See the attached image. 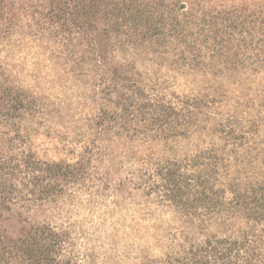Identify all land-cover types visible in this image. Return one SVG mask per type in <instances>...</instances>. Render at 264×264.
Here are the masks:
<instances>
[{
  "label": "rangeland",
  "instance_id": "rangeland-1",
  "mask_svg": "<svg viewBox=\"0 0 264 264\" xmlns=\"http://www.w3.org/2000/svg\"><path fill=\"white\" fill-rule=\"evenodd\" d=\"M50 1L6 0V19L13 14L16 20L5 22L0 31V161L32 154L41 162H88L89 171L84 181L70 187L58 201L34 205L26 217L67 234L66 255L72 264H142L177 252L188 240L238 234L245 228L241 220L201 224L161 203L152 194V176L156 164L165 158L183 159L220 144L212 129L227 116L245 122L250 115L264 116V72L248 69L244 74L221 76L192 67L189 57L184 66H178L175 62L181 50L173 46L165 55H157L159 58L124 55L118 50L111 62L135 63L129 77L136 88L166 96L177 105L186 98H198L211 106L209 111L205 109L195 136L189 140L167 143L140 134L127 140L130 135L114 120L116 112L122 113L115 106L121 93L109 95L107 84L98 82L89 66L85 74L76 72L63 43L38 31L34 8H44ZM142 1H164L168 7L165 13L182 19L227 13L264 17V0ZM202 62V66L210 65L206 53ZM128 74H132L130 70ZM124 86L129 85L124 83L117 90L127 92ZM6 91L8 97L27 101L22 111L9 115L12 119L4 116L1 98ZM209 100L217 103L210 104ZM108 114L113 119L107 118ZM248 151L245 146L237 155L230 154L229 172H224L226 182L234 177L244 181L258 177L246 157L256 153Z\"/></svg>",
  "mask_w": 264,
  "mask_h": 264
},
{
  "label": "trees",
  "instance_id": "trees-1",
  "mask_svg": "<svg viewBox=\"0 0 264 264\" xmlns=\"http://www.w3.org/2000/svg\"><path fill=\"white\" fill-rule=\"evenodd\" d=\"M46 4L34 8L38 31L63 43L76 72L85 74L89 66L98 82L107 84L109 95L121 93L115 106L122 113L113 117L130 135L127 140H134L136 134L167 143L189 140L211 106L198 98H186L177 105L166 96L136 88L129 77L135 63L111 62L118 50L124 55L154 57L165 55L173 46L181 50L175 62L178 66H184L189 57L192 67L221 76L244 74L248 69L264 72V17L227 13L182 19L165 13L168 7L164 1L51 0ZM7 6L6 0H0V31L5 22L16 20L13 14L6 19ZM205 53L210 59L208 66H202ZM124 83L129 85L124 86L129 94L117 90ZM5 94L1 98L4 116L12 119L27 107V101ZM110 116L107 118L113 119ZM249 117L245 122L229 115L218 122L212 133L220 144L183 159H163L156 164L151 187L161 203L171 205L192 222L241 220L245 228L238 234L188 240L177 252L142 264H264V116ZM245 146L249 153H256L246 157L258 177L251 181L234 177L226 182L230 154L237 155ZM88 171V162H41L32 154L0 161V264H72L66 255L67 234L31 222L25 213L34 205L58 201L70 187L84 181Z\"/></svg>",
  "mask_w": 264,
  "mask_h": 264
}]
</instances>
